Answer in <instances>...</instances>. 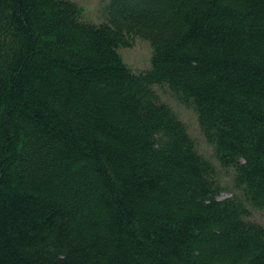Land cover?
<instances>
[{"label":"trees","instance_id":"1","mask_svg":"<svg viewBox=\"0 0 264 264\" xmlns=\"http://www.w3.org/2000/svg\"><path fill=\"white\" fill-rule=\"evenodd\" d=\"M105 11L0 0V264H264V0ZM156 87L196 113L231 198Z\"/></svg>","mask_w":264,"mask_h":264},{"label":"rangeland","instance_id":"2","mask_svg":"<svg viewBox=\"0 0 264 264\" xmlns=\"http://www.w3.org/2000/svg\"><path fill=\"white\" fill-rule=\"evenodd\" d=\"M79 4L83 9V19L85 21L101 24L106 21L105 7L110 0H72ZM132 46L122 48L121 54L128 66L135 72L140 73L150 69L152 49L150 43L138 38L131 39ZM156 91L161 99L170 105L177 113L179 118L187 125L189 134L195 139L199 153L205 158L211 160L217 167L219 181L226 188V191L219 196V200L231 198L234 194L232 190L233 172L224 171L219 166L214 156L213 146L207 141L198 122V118L193 109L188 108L176 100L166 87H156ZM252 221L264 225V210L253 211L250 217Z\"/></svg>","mask_w":264,"mask_h":264},{"label":"bare ground","instance_id":"3","mask_svg":"<svg viewBox=\"0 0 264 264\" xmlns=\"http://www.w3.org/2000/svg\"><path fill=\"white\" fill-rule=\"evenodd\" d=\"M123 57V56H122ZM124 59V58H123Z\"/></svg>","mask_w":264,"mask_h":264}]
</instances>
